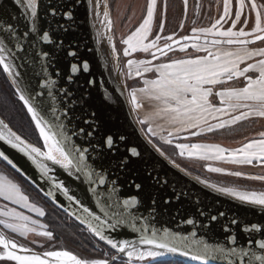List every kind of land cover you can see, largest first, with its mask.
<instances>
[{
    "label": "water",
    "instance_id": "obj_1",
    "mask_svg": "<svg viewBox=\"0 0 264 264\" xmlns=\"http://www.w3.org/2000/svg\"><path fill=\"white\" fill-rule=\"evenodd\" d=\"M98 1L102 6L103 0ZM36 2L37 16L33 20L24 0L19 5L14 0H0V39L14 49L13 67L16 71L6 74L2 67L1 70L18 99V89L13 81L20 90H24V95L29 97V102L37 108L45 123L53 131L62 132L68 137L66 147L87 150L84 152L85 171L94 172L86 176L85 171L65 170L50 161L41 160L40 163L50 169L44 175L27 156L4 141H0V152L5 153L16 168L3 158L0 161L86 229L96 241L97 248L100 244L118 257L116 261L107 260L108 264L120 260L131 263L140 259L133 256L129 261L126 253H118L104 239L95 235L84 222L87 217V213L83 212L84 207L89 209L92 216H98L103 221L101 224L88 217L91 228L99 227L106 239L115 242L126 241L140 250H150L151 246L141 244L140 238H151L153 232L159 236L167 231L177 237L178 242L187 238V242L195 247L208 244L212 248L224 249L223 254L216 253L204 264H261L252 254L264 257V249L257 246V242L264 243V207L250 205L221 193L216 190L219 188L216 185L209 187L210 183L171 162L147 139L132 112L121 76L120 59L116 56L114 60L110 45L99 31L92 0ZM9 27L15 34L10 41L5 35ZM45 32L48 34L47 41L42 39ZM184 37L189 39L185 40ZM184 37L168 44H171V48L192 42L241 46L223 43L225 39L197 35ZM213 41L221 43L214 44ZM17 43L20 48L15 50ZM161 49L168 50L165 46ZM85 64L87 71L84 70ZM73 65L76 66L75 73L72 72ZM0 120L3 119L0 117ZM32 122L35 126V122ZM35 129L42 142L41 150H44L43 139L36 126ZM109 136L113 140L111 146L106 143ZM133 149L136 155H132ZM95 173L103 176L104 184L99 183L100 177ZM54 183L62 184L67 195L54 187ZM136 185H140V188L137 189ZM113 188L116 191H110ZM68 196H72L73 200H69ZM133 198L135 204H124V201ZM74 201H79V204ZM212 216L216 220H211ZM118 220L123 222L118 223ZM188 220L193 223H187ZM233 220L236 223H232ZM253 225L259 231L252 230ZM246 228L250 231H245ZM0 236L30 249L31 254L68 251L83 261L95 260L66 247L37 251L1 229ZM233 248L248 255H231ZM15 251L20 255L28 254L19 249ZM146 259L151 260L149 264L159 261L200 264V261L178 254L165 253L143 260ZM0 262L16 264L15 261Z\"/></svg>",
    "mask_w": 264,
    "mask_h": 264
},
{
    "label": "snow or ice",
    "instance_id": "obj_2",
    "mask_svg": "<svg viewBox=\"0 0 264 264\" xmlns=\"http://www.w3.org/2000/svg\"><path fill=\"white\" fill-rule=\"evenodd\" d=\"M21 0H14V3L19 5ZM25 8L30 13L33 20L37 16L38 4L36 0H24ZM187 0H185V5ZM252 10L256 11V25L253 31L246 32L243 29L239 31H232L231 29L227 31H213L216 29L220 21L224 20L225 17L229 15V0H224V15L217 20L211 28L201 29L200 31L205 34H211L214 36L225 37L226 39L223 43L228 45H241L236 51H225L220 53H211L212 59L208 57H202L198 59H181L171 63H161L154 69L145 67L143 71H155L158 75L154 80H145V87L133 90L132 93V103L137 105L136 93L139 92L143 94L151 104V112L148 113L149 117H159L162 120H166L172 125H178L177 131L188 130L189 128L199 127L201 123H207V116L211 115L212 119L219 120L216 113H225L229 109L239 110L241 108H247L248 111H242L239 115H234L228 121H222L215 125H210L207 131L211 132L216 128H224L225 126L235 124L242 119H247L250 115L255 114L260 117H264V48H259L255 50H250L246 47L248 44L254 43L255 41H264V35H258V33H264V27L261 26V15L257 10V5L255 3L251 4ZM155 9V0H149L147 7V15L144 18L140 26L131 33L123 41L124 44L128 46L131 51L141 50L148 52L149 49L157 48V51L161 54L166 55L164 49L157 47V41L160 39L159 36L156 40L151 43H144L147 40L149 32L151 31V25L153 22ZM107 15V14H106ZM241 11L238 8L235 13V20L232 22V27L236 26V22L240 20ZM111 22L109 21V24ZM245 24L247 21L244 22ZM161 29L163 24L160 25ZM34 30V29H33ZM196 30L194 29V32ZM6 38H15V34L11 31V27L5 30ZM241 37H253L254 39H241ZM44 41L48 40V34L45 32L42 35ZM167 41H172V36L165 37ZM185 40L189 37H184ZM214 44H219L221 41H213ZM166 48L171 50V44H166ZM192 47L199 48L197 45H192ZM20 45L17 43L15 45V50H18ZM128 49L125 50V55H128ZM183 51V48L180 49ZM208 51L207 48L204 49ZM71 55V53H69ZM155 57V53H152ZM254 57H260L255 63H248L243 69L239 66L244 64L247 60H252ZM14 49L9 47V44L5 42L4 39H0V67H2L3 72L6 74H12L16 71L13 67L14 63ZM134 61L130 60L128 62L129 66H132ZM140 64L147 65L150 62L140 61ZM87 64L84 65V70L87 71ZM76 66H72V72L75 73ZM258 73L257 76L253 77L251 75L245 76L246 73ZM131 75V73H129ZM140 69H137V75H140ZM245 76L247 81L245 86L240 88L226 89L221 92L215 93L221 98V104H226L227 107L216 108L209 100L212 95L211 88H205L204 85H218L222 84L226 80H233V78H239ZM14 85L18 89L19 99L23 102L24 107L30 114L32 120L35 122V126L39 131L40 137L44 142V150L40 147L33 146L27 143L20 135L12 131L8 124L3 120H0V141H4L6 144L10 145L13 149L18 150L23 155L27 156L29 160L44 174L47 175L50 170L46 165L40 163L41 160L50 161L53 165H59L65 170L75 169L77 172L85 171L86 166L84 165V152L87 150H81L73 147H66L65 142L68 137L62 132L53 131L49 127L44 119L42 118L40 112L37 108L29 102V97L24 95V90H20L19 85L13 81ZM247 102H252L251 104ZM43 111V109H41ZM140 123H146V120L139 121ZM83 131V130H81ZM151 131V129L149 130ZM195 134V133H194ZM91 135V133H89ZM169 135H172L169 132ZM264 137V132L260 133ZM170 143L171 141H166ZM106 143L111 146L113 144L112 137L109 136ZM176 147L180 149V154L183 156L185 152L189 156H196L199 159H219L233 164H251L254 160H260L264 162V139L257 141H252L243 145V147L229 152L225 155V149H222L216 145H206V144H177ZM132 155H136L135 149L131 150ZM159 151V149H157ZM163 154V153H161ZM0 158H3L8 164L13 168L16 165L8 158V156L0 152ZM19 171V169H17ZM210 172H220L219 168H209ZM94 170L85 171L86 176H91ZM100 177L99 183L104 184L103 176L100 173H95ZM229 175L240 176V172L228 173ZM251 180H264V176H250L247 177ZM204 183V181H201ZM54 187L60 189L67 195V191L64 186L60 183H54ZM209 187H214V185L209 184ZM137 189L140 185H136ZM221 193H225L236 197L239 201L248 203L250 205H258L264 207V192H241L237 191L235 188L229 187H219L216 189ZM95 191V189H92ZM110 191H116V189H111ZM0 197L4 200L9 201L12 204H17L22 208H26L29 211H35L39 216H43L44 212L38 208H35L28 202V197L21 194L20 188L17 184L8 181L5 176L0 175ZM69 200H73L72 196H68ZM79 204V201H74ZM124 204H135V199L130 201H124ZM111 207V205H109ZM83 212L87 213L85 217V223L89 225L90 230L100 239H104L113 249L118 253H126L128 260L130 261L133 256L137 259L143 260L145 257H160L167 254H178L180 256H187L193 261H200V264L209 258H214L216 253H224V249L220 247H209L208 244H203L200 247H195L187 242V238H184L182 242H178V238L171 236L167 231L163 234L157 235L153 232L151 238H140V243L144 245H149L150 250H140L135 244H129L126 241L115 242L110 239H106L99 227L92 229V220L100 221V217L92 216L91 212L87 207L83 208ZM107 215V212H106ZM0 216H8L12 220L30 222L32 224L37 223V221H32L30 217L23 215L22 213H17L14 209L9 211L0 212ZM211 220H216L215 216L210 218ZM118 223L123 221L118 220ZM103 224V221H100ZM187 223L192 224L193 221L188 220ZM236 223V221H232ZM4 227L10 228L13 232L20 229L21 235H24L27 231H32V229L27 227V223L22 224H10L5 221H0ZM115 224L112 225L115 228ZM41 228L45 227L40 225ZM252 230L259 231L256 225L252 226ZM245 231H250L245 229ZM42 235H47L51 238L52 234L49 232H43ZM257 246L260 249H264V243L257 242ZM0 248L3 252L0 253V261H15L16 264H108L104 260H93L91 262L83 261L78 259L76 256L72 255L68 251H48L44 252L42 255L31 254L30 249L24 248L18 245L14 241H10L3 236H0ZM19 249L20 252L28 253L25 255L17 254L15 251ZM231 255H248L247 252L240 251L233 248L231 250ZM253 258L257 261H261L264 264V257L256 256L252 254ZM111 259L116 261L117 256H112ZM231 264V262H229Z\"/></svg>",
    "mask_w": 264,
    "mask_h": 264
},
{
    "label": "rangeland",
    "instance_id": "obj_3",
    "mask_svg": "<svg viewBox=\"0 0 264 264\" xmlns=\"http://www.w3.org/2000/svg\"><path fill=\"white\" fill-rule=\"evenodd\" d=\"M148 3L149 0H103L101 10L98 14L99 24H97L99 31L110 45L114 60L116 56H118L120 59V64L122 66L121 76L127 89L130 106L143 133L154 145V147L159 149V151L163 153L166 158L197 178H200L218 187L235 188L237 191L241 192H264V180H251L247 178L250 176H264V167H253L246 165L240 166L238 164H234L232 166L230 162H226L224 160L215 158L199 159L196 156H192V158H190L187 152H185L183 156L180 154V149H178L176 145L190 141L185 137L186 133H191V135H193L192 139L195 141V144H198L197 142H199L200 139H205V137L201 138V136H203V134H201V127L205 126L206 124L215 125L214 120L216 119H212L211 115L207 116V123H201L199 127L177 131L176 129L179 127L178 125H172L166 120L160 119L159 117H149L148 113H150L152 110L151 104L143 94L139 92L136 93V99L138 103L135 106L133 105V90L145 87V80H154L158 75L155 71H143L145 67L154 69L161 63H171L181 59H198L202 57H208V59L211 60L212 56L209 55V52L222 54L225 51H236L241 47L216 46L192 42L179 44L172 47L171 50H165L164 52L166 55H163L161 52L157 51V48L149 49L148 52L141 50L131 51L128 49V46L123 43V41L127 39V37L131 35V33L134 32L143 22L147 15ZM252 3L257 5V10L261 15V26L264 27V0H229V15L225 17L224 20L220 21L216 29H213V31H227L229 29L232 31H239L240 29H243L246 32L253 31L256 25V11L252 10ZM238 8L241 11V17L240 20L236 22V26L233 28L232 22L235 20V13ZM223 15L224 0H187L186 5L185 0H155L151 31L149 32L148 38L144 41V43H151L152 41L156 40L157 36L160 37V39L157 41L158 48H162L171 42L165 39L167 36H172L173 40L182 38L184 36L194 35L226 39L225 37L205 34L200 31L201 29L211 28V26L216 23L217 20H220V17ZM95 20L97 23L96 17ZM109 21L111 22L110 24ZM245 21H247L246 24L244 23ZM161 24H163L162 29L160 27ZM194 29L196 30L195 32ZM260 34L261 33H258V35ZM246 38L251 37H241V39ZM194 44L198 46L199 51L197 48L192 47ZM246 47H248L250 50L264 48V41H259L258 43L247 45ZM181 48H183V51L180 50ZM205 48H207L208 51H205ZM126 49H128V55H125ZM152 53H155V57L152 55ZM256 59L258 60L260 57H254L252 60L245 61L244 64H241L242 66L240 65V68H244L248 63H251ZM130 60L136 63H134L132 66H129L128 62ZM140 61H148L150 63L144 65L140 64ZM137 69H140V75H137ZM129 73H131V75ZM239 84V87H241L244 85V82L240 80ZM207 88L211 87L207 85ZM217 89L220 92L221 89ZM211 97H215V90H212ZM216 115L220 116V113H216ZM141 120H146L147 122L142 124L139 122ZM228 120L230 119H227V121ZM150 129L151 131H149ZM169 132H171L172 135H169ZM215 136L216 135L214 134H209L207 138H212L213 140ZM166 141L171 142L168 143ZM228 153L229 152L226 154ZM221 161L228 163L224 165L226 166L225 168H221V166H219ZM254 162L262 163L260 160H254ZM209 168H219L221 171L210 172L208 171ZM233 172H240L241 175L235 176L228 174ZM0 175L6 177V174L1 168V164ZM6 179L10 181L9 178L6 177ZM12 183L15 182L12 181ZM20 191L21 194L28 197V202L35 208L43 211L44 215L39 216L35 211H29L26 208H22L17 204L9 203L0 198V212L14 209L18 213H22L23 215L30 217L32 221H37V223L32 224L30 222L15 221L10 217L0 216V221H5L13 225L27 223V227L32 229V231H27L24 233V235H21L20 232L23 231L22 229L13 232L12 230H9L10 228H6L3 224H0V228L8 236L13 237V239L18 240L19 242L37 251L66 247L91 259L105 261L109 260L108 256H106L108 252L102 250L103 247L99 245L97 248L96 242H94V245H92L93 247L97 248L98 253L92 251L91 248H89V250L84 248L81 243L75 239H72V237L69 238V241L62 236H59L56 239L54 233L50 231L46 223V218H50L48 211L43 208V206L38 201L36 202L32 200L27 195V193L21 189ZM40 225H44L45 227L41 228ZM43 232L51 233V238H49L47 235H42L41 233ZM149 262H151L150 259L135 260L131 263L120 261V263L124 264H149ZM0 264L5 263L0 262Z\"/></svg>",
    "mask_w": 264,
    "mask_h": 264
},
{
    "label": "trees",
    "instance_id": "obj_4",
    "mask_svg": "<svg viewBox=\"0 0 264 264\" xmlns=\"http://www.w3.org/2000/svg\"><path fill=\"white\" fill-rule=\"evenodd\" d=\"M0 117L9 125V127L20 135L24 140L30 144L42 148V142L35 129V126L25 110L24 106L14 93L13 89L6 80L1 67H0ZM1 168L6 176L17 183L19 188L27 193V195L34 201H38L43 208L48 211L50 218H46V223L51 232L54 233L56 239L60 236L65 237L68 241L69 238L75 239L84 248L92 249V251L98 253L97 248L93 247V243L96 242L78 223L71 219L68 215L57 209L48 200H46L38 191H36L27 181H25L20 175L15 173L9 167L2 162ZM73 243V241H72ZM93 244V245H92ZM100 245V244H99ZM103 247L102 250L108 252L109 255H113V252ZM90 249V250H91ZM87 250V251H88ZM114 264H124L115 262ZM154 264H183L176 261H159Z\"/></svg>",
    "mask_w": 264,
    "mask_h": 264
},
{
    "label": "crops",
    "instance_id": "obj_5",
    "mask_svg": "<svg viewBox=\"0 0 264 264\" xmlns=\"http://www.w3.org/2000/svg\"><path fill=\"white\" fill-rule=\"evenodd\" d=\"M256 60L251 62V63H255ZM241 69H243V67ZM248 75L255 77L258 75V73L250 72V73L245 74V76H248ZM245 76H241L239 78H233V80H230V81L225 79L224 83L218 84L215 86L209 85V87H211V88L214 87L212 90H215V93L219 92V90L217 88L221 89L220 92L224 91L226 89L240 88L239 87V85H240L239 81L240 80L244 82L243 86H245V84L247 82L245 80ZM204 86H205V88H207V85H204ZM243 86H241V87H243ZM213 94H214V92H213ZM209 100L211 103H213V105L216 108L227 107L226 104H223V105L221 104V98L219 96H217L216 94H215V97L210 96ZM247 103L251 104L252 102H247ZM242 111H248V109L247 108H241L239 110L229 109L225 113H220V116L218 115L219 120H217V119L214 120V123L217 124V123L222 122V121H227V119H231L232 116H234V115H239L240 112H242ZM210 125L211 124H206L205 126L201 127V131H202L201 134H203V136H201V138L205 137V139L204 138L200 139L199 142H197V143L198 144H206V145H216L222 149H225L226 153L231 152V151H235V150L243 147V145L246 143H249L252 141H257L260 139H264V137H262L260 135V133L264 132V117H260V116L255 115V114H252L247 119H242L235 124L225 126L224 128H216L211 132L207 131V128ZM209 134H214L216 136L212 140V138H207ZM185 137L188 138L187 140H190V141L183 142L182 144H188V145L195 144V141H193V139H192L193 135H191V133H189V134L186 133ZM226 153H225V155H227ZM189 157L192 158V156H189ZM226 164H228V163H224L223 161H221V164L219 166H221V168H225L226 166H224V165H226ZM231 165L233 166L234 164L231 163ZM238 165H240V166L246 165V166H253V167H264V162L257 163V162L253 161L251 164H238ZM10 181L12 182V180H10ZM0 198H2V197H0ZM7 202H9V201H7ZM5 217H8V216H5ZM9 230H11V229H9Z\"/></svg>",
    "mask_w": 264,
    "mask_h": 264
},
{
    "label": "bare ground",
    "instance_id": "obj_6",
    "mask_svg": "<svg viewBox=\"0 0 264 264\" xmlns=\"http://www.w3.org/2000/svg\"><path fill=\"white\" fill-rule=\"evenodd\" d=\"M92 10H93V13H94V18L96 17L97 18V24L98 23V14L101 10V6H100V2L98 0H92Z\"/></svg>",
    "mask_w": 264,
    "mask_h": 264
},
{
    "label": "built area",
    "instance_id": "obj_7",
    "mask_svg": "<svg viewBox=\"0 0 264 264\" xmlns=\"http://www.w3.org/2000/svg\"><path fill=\"white\" fill-rule=\"evenodd\" d=\"M106 256H108V255H106Z\"/></svg>",
    "mask_w": 264,
    "mask_h": 264
}]
</instances>
